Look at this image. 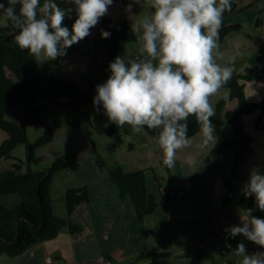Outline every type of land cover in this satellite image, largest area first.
Here are the masks:
<instances>
[{
	"label": "clouds",
	"instance_id": "1",
	"mask_svg": "<svg viewBox=\"0 0 264 264\" xmlns=\"http://www.w3.org/2000/svg\"><path fill=\"white\" fill-rule=\"evenodd\" d=\"M68 2L74 9H62L55 0H6L0 3V28H10L6 34L13 36L16 46L39 61L57 60L90 35L113 0ZM150 9L132 23L137 56L127 60L117 56L109 64L111 75L96 86L93 104L102 106L108 121L118 128L128 125L133 133L156 130L154 139L163 165L173 168L177 152L191 144L189 117L194 116L199 124L200 147L216 142L210 98L222 89L223 98L229 96L225 85L232 78L236 57H230L226 65L216 58L223 55L219 30L232 4L231 0H150ZM73 10L77 18L69 31L62 25ZM109 36L101 32L102 38ZM244 194L254 197L256 210L264 212V172L254 168L249 173ZM252 213L251 208L243 210L242 226L224 231L264 249V219ZM234 254L241 258L239 264H264V251L249 254L244 243L237 244Z\"/></svg>",
	"mask_w": 264,
	"mask_h": 264
},
{
	"label": "crops",
	"instance_id": "2",
	"mask_svg": "<svg viewBox=\"0 0 264 264\" xmlns=\"http://www.w3.org/2000/svg\"><path fill=\"white\" fill-rule=\"evenodd\" d=\"M254 1L258 0H250L246 4L250 7ZM0 3L6 4V0H0ZM228 14L232 13L224 15ZM231 24L237 23L222 22L221 28ZM257 24L263 26L264 22L259 19ZM235 74L252 76L251 80L239 79L246 101H264L263 59L255 65L246 62V67L241 66V72ZM225 88L230 94L227 84ZM222 98L223 89L220 95L210 98L215 110ZM239 110V101L233 98L218 116L224 119L226 112ZM260 113L258 109L243 116L252 144L239 165L238 175L230 178L232 196L226 192L228 186L224 180L231 174L233 152L227 150L212 154L215 142L200 147L198 132L190 137L189 147L177 152L175 166L170 169L178 177V186L174 189L179 197L165 199L163 194L168 190L153 183L155 169L164 166L162 152L155 143V136L143 131L137 133L139 140L134 144L140 155L127 162L126 172L145 170L148 191L158 202L164 199L165 204L156 207L141 221L132 200L120 197L117 186L107 179L106 172L94 170L83 182L73 184V187L86 186L89 190V201L77 205L70 216L80 230L70 233L63 229L54 239L36 244L16 257L14 264H106L107 260L112 264H239L241 258L234 254L238 243H244L249 254L264 251L242 236L230 237L224 231L234 225L242 226L240 213L246 209L239 203L240 195L244 193L249 173L254 168L264 172V128L255 127ZM189 159L193 163L189 164ZM7 163L11 164L9 160ZM235 189H238L236 199ZM19 202L18 194L0 195V204L7 208H13ZM251 209L254 216L264 217V212L256 210L255 200ZM141 253L162 256L137 260Z\"/></svg>",
	"mask_w": 264,
	"mask_h": 264
},
{
	"label": "trees",
	"instance_id": "3",
	"mask_svg": "<svg viewBox=\"0 0 264 264\" xmlns=\"http://www.w3.org/2000/svg\"><path fill=\"white\" fill-rule=\"evenodd\" d=\"M57 3V1L55 0ZM58 4V3H57ZM232 10L225 13H239L248 8L249 5L238 6L231 2ZM62 9H70L69 6H60ZM72 11L66 15L63 25L71 22ZM106 20L104 27L107 26ZM241 24H231L219 30L218 44L221 45L225 36L233 31L241 29ZM9 29L0 28V129L7 137L0 146V163L2 160L10 159L12 150L18 145L24 144L28 151V166L22 170V163L13 164L11 169L0 172V195L18 194L20 202L11 210L0 204V256L5 253L12 258L19 257L36 244L54 239L63 229L70 233L80 230V227L70 220L74 208L89 201V190L86 186L71 187L66 191V215L54 214L52 208L53 196L50 193L52 177L55 172L65 168L67 156L57 155L56 162L51 169L34 170L30 166L32 162H38L32 157L36 146L48 144L53 137V128L45 125V134L33 145L28 142L27 126L41 122L42 108L37 107L36 101L48 100L53 104L68 106L78 109L90 99L70 80L65 78H48L45 75V67L48 63L36 64L35 57L27 50H20L14 43L13 36L7 35ZM110 38L107 44V54L110 63L120 56L123 46L127 42L136 41L132 27L126 21H122L116 28L109 27ZM234 67V65H232ZM240 78L251 80V75L241 77L233 73L231 80L227 83L230 88L228 99L222 98L216 105L215 115L211 122L216 131V142L211 151L218 154L227 150L233 152V166L225 183L229 187L231 177L238 175L240 163L244 160L245 153L251 149L252 137L246 132L243 116L258 109L261 113L255 121L257 129L264 128V101L248 102L243 93V84ZM236 98L239 101L238 112L228 111L224 119L218 116L226 103ZM23 104L24 121L18 124L9 120L6 116L17 103ZM225 122L233 131L230 135L224 129ZM76 125V121H71ZM100 133L112 136L122 132L131 133L127 125L118 128L115 124L103 126L99 122ZM188 136L191 137L199 132V124L194 116L187 120ZM148 134L156 136V130L145 128ZM130 148L134 144H130ZM166 167V166H165ZM169 172V182L178 181V177ZM157 178V176H156ZM107 179L113 182L119 191L121 198H130L133 202L139 220H143L159 205H164V199L158 202L155 195L150 193L146 186V171L143 169L125 172L119 164L108 169ZM175 191V189H174ZM177 192V191H176ZM184 197V195L182 196ZM254 197L240 195V205L244 209L254 206ZM258 218L264 219L262 215ZM162 254L141 253L137 260L156 259ZM200 257L203 254L199 255ZM205 256H208L205 254Z\"/></svg>",
	"mask_w": 264,
	"mask_h": 264
},
{
	"label": "rangeland",
	"instance_id": "4",
	"mask_svg": "<svg viewBox=\"0 0 264 264\" xmlns=\"http://www.w3.org/2000/svg\"><path fill=\"white\" fill-rule=\"evenodd\" d=\"M64 7L74 9V5L68 0H56ZM250 0H231L238 6L246 4ZM131 5V8H129ZM150 0H113L108 8V13L103 16L99 23L90 30V35L80 42L66 49V55L54 61L41 62L35 57L36 64L48 63L45 67V75L48 78H65L72 81L80 91L90 100L80 108H70L53 104L48 100L36 101V106L42 108L41 122L27 126L28 142L35 144L45 134V125L53 128V137L46 145L36 146L32 157L38 162H32L30 166L34 170L53 168L57 155L67 156L65 168L55 172L52 177L50 193L53 196L52 208L58 216L66 215V191L73 184L83 182L94 170L108 172V169L116 164L127 170V162L131 158L139 156L138 148H130V144H137L139 137L133 133H120L118 135H106L100 133L97 126L99 122L103 126L112 123L108 121L102 106H94L93 98L96 95V86L103 84L110 77L108 70L110 60L107 54L109 38H102L101 32L108 31L109 27L116 28L122 21H126L132 27V23L139 17L150 12ZM225 14V13H224ZM71 22L64 26L71 31L77 16L72 11ZM107 26L104 27L106 20ZM264 22V0L251 2L250 7L242 12L223 16V22L241 23L242 29L231 32L224 42L219 45L221 56H217V62L221 65L229 64V58L235 56L233 73H240L241 66L246 67V62L255 65L260 59L264 60V24L259 26L257 20ZM120 56L132 59L137 56L136 41L124 44ZM254 73V71H253ZM23 104L17 102L7 113L9 120L22 124L24 121ZM71 121H76L74 125ZM224 129L230 135L233 131L225 122ZM6 133L0 129V146L6 139ZM11 158L2 160L0 172L13 167L14 163H22L24 170L28 166V151L24 144L18 145L12 150ZM140 170V169H138ZM157 176V178H156ZM169 173L166 167L155 169L153 183L165 187L163 196L165 199L179 197L170 195L169 192L178 186L176 182H169ZM172 188V189H171ZM171 189V190H169ZM238 189H235V199ZM178 194V192H177ZM8 209H12L9 208ZM15 258L3 253L0 256V264H14Z\"/></svg>",
	"mask_w": 264,
	"mask_h": 264
},
{
	"label": "built area",
	"instance_id": "5",
	"mask_svg": "<svg viewBox=\"0 0 264 264\" xmlns=\"http://www.w3.org/2000/svg\"><path fill=\"white\" fill-rule=\"evenodd\" d=\"M226 192L228 193L229 196H232V194H233L229 187H226ZM169 194L173 195V196H177L178 195L177 192H175V191H170ZM106 264H112V262L110 260H107Z\"/></svg>",
	"mask_w": 264,
	"mask_h": 264
}]
</instances>
